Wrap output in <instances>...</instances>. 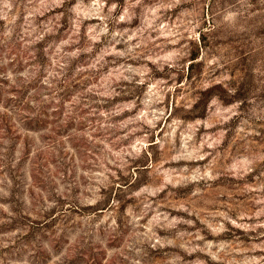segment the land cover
I'll return each mask as SVG.
<instances>
[{"label": "clouds", "instance_id": "1", "mask_svg": "<svg viewBox=\"0 0 264 264\" xmlns=\"http://www.w3.org/2000/svg\"><path fill=\"white\" fill-rule=\"evenodd\" d=\"M0 264H264V0H0Z\"/></svg>", "mask_w": 264, "mask_h": 264}]
</instances>
